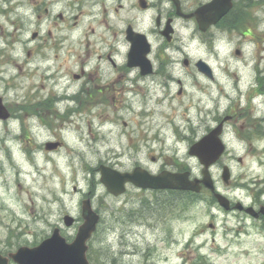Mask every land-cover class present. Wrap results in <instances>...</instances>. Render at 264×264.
<instances>
[{
	"label": "rangeland",
	"instance_id": "1",
	"mask_svg": "<svg viewBox=\"0 0 264 264\" xmlns=\"http://www.w3.org/2000/svg\"><path fill=\"white\" fill-rule=\"evenodd\" d=\"M207 1L185 0L184 8L190 11ZM249 1L237 2L234 13L238 8L248 10L245 5ZM32 3H45L65 13L68 60L69 56L94 53V90L101 92L103 100L94 95V106L85 105L65 122L0 123V252L40 244L55 227L67 240H73L83 222L82 200L94 188L93 206L101 214V223L89 242L94 263L96 255L107 262L115 257L116 264H264V247H225L222 212L209 197L191 201L186 195L133 185L117 197L100 182L98 170L102 163L121 171L132 170L135 163L146 167L152 165L151 155H155L160 165L168 164L167 169L177 168L176 157L193 176H202L203 166L190 155V146L228 110L247 107L245 96L237 101L238 86L246 89L253 82L255 66L264 71V0H252L250 21L236 28L216 26L203 33L194 22L178 19L177 42L166 53L176 61L167 68L174 81L168 82L167 74L140 78L133 70L124 83V95L110 87L95 88L97 80L109 81L115 69L99 55L113 52L118 66L126 59L130 43L124 27L131 22L149 32L151 58L158 67L162 36L154 30L156 10L143 12L137 0H0V11L10 10L0 13V24L11 30L13 19L28 24L21 16L27 15ZM76 15L80 16L74 26ZM106 21L112 25L110 30ZM247 31L249 36H244ZM212 40L214 44H210ZM0 45L5 46L1 38ZM184 54L192 60L190 70L182 64ZM198 58L214 68L213 80L194 66ZM77 86L67 82V96L78 91ZM13 95L6 98L12 101ZM74 105L65 101L62 109ZM241 123L228 125L224 139L228 151L211 172L220 184L222 166L228 164L244 183L256 187L250 181L264 180V140L257 142L256 137L240 134ZM57 138L63 139V146L46 150L45 143ZM236 194L246 195L239 190ZM134 207L136 214L131 213ZM139 211L144 223L143 227L132 225L137 233L132 235L133 241L137 240L134 248L126 246L122 233L129 218H140ZM67 214L76 220L72 226L65 223ZM243 242L253 247L251 244L259 241L254 237Z\"/></svg>",
	"mask_w": 264,
	"mask_h": 264
},
{
	"label": "flooded vegetation",
	"instance_id": "2",
	"mask_svg": "<svg viewBox=\"0 0 264 264\" xmlns=\"http://www.w3.org/2000/svg\"><path fill=\"white\" fill-rule=\"evenodd\" d=\"M145 1L147 8L143 12L156 10L154 19L155 31L161 34L162 29L166 27L169 21L174 25L173 40L167 42L162 37V47L165 46V48H168L171 47V44L177 42L175 26L178 19L192 21L197 24L195 17L186 19L178 15L176 5L172 0ZM246 1L249 0H234L233 9L218 25H227L231 22L233 16H235L237 22H243L247 25L250 17H252L250 11L251 6L249 5V3L254 4L252 0L245 5V7H249L248 10L238 8L237 12L234 13L237 2L242 3ZM180 2L182 10L190 12L184 8L185 0H180ZM165 3H168V5ZM34 4L36 3H32L33 6L27 8L26 16H21L28 19V24H24L20 19H13L10 22V25H13L12 30L9 26L0 24V38L5 43V46L0 45V89L3 91V95H0V102L7 107L10 114L8 119H0V123L10 120L27 121L34 119L40 123L47 121L60 123L65 121L67 110L62 109V104L67 100V94L65 92L67 82L71 85H78V91L72 94L71 99L78 100L79 103H90L94 106V53L85 52L84 55L78 54L74 58L69 56L68 60V36L65 25L67 17L65 13L50 8L45 3ZM116 10H118L117 6ZM8 11L10 10H3L0 13L7 14L6 12ZM79 16H74V26L77 25ZM106 24L109 26L108 30H110L112 25L108 24L107 21ZM131 24L127 22L124 27L125 37L126 29ZM133 27L137 31H146V29L137 28L134 25ZM243 35L249 36L248 31L244 32ZM165 51L162 55L159 54V56L168 59V68L171 69L176 64V61L172 60V56L168 57ZM106 54L105 56L99 55V59L109 62L115 69L109 81L103 82L102 79L97 80L96 86L98 87L95 88L98 90H102L104 87H110V91L115 90L114 92H120L124 95L126 93L124 83L129 79L127 76L131 71H137V75L140 78H148L153 75H163L165 73L163 61L160 57L159 66L152 73L142 75L138 67H130L128 65L127 57L118 66V63L113 57V52H107ZM185 68L187 70L193 68L191 62ZM166 76H168V82L174 81L175 79L172 73H167ZM100 81L104 84H101ZM122 81L123 83H121ZM178 82H181V80H178ZM119 83L121 85L117 86ZM13 93L14 98L12 101H9L6 97ZM238 93L239 97L237 101L241 102L242 96H245L247 107L228 110V114L224 117L225 134L227 129H229V124L242 120L241 127L238 129L240 134L249 138L256 137L254 139L257 142L264 140V71L259 67H254L253 82L246 89L238 86ZM87 100H91V102ZM224 118L221 119L219 117L217 119L219 122L217 123H220ZM60 141L62 140L60 139ZM151 157L153 162L152 165H148L149 168L160 172L168 166L164 162L160 165L157 157ZM137 166L143 165L141 163H135L132 170ZM230 169V176H221L220 184L218 180H215L216 191L225 197L224 203L221 206L219 205L222 212L221 230L223 239L226 241L225 246L239 248L238 245H241L246 246L245 248H250L246 245L249 243H244L243 241L254 237L255 241L259 242H253L251 245L257 247L264 246V180L252 179L250 182L257 185L256 187H252L249 183H244L245 180L243 178L236 176L231 166ZM175 170L178 171V168H175ZM237 190L245 191V198H249V200L246 201L244 197L238 196L236 194ZM165 191H171L174 194L177 193L176 190ZM187 193L194 196L193 192ZM202 196L209 197L215 203V196L212 190L204 187L201 196H198V198ZM135 212L136 207L133 208L131 213L136 214ZM137 214H139L140 218L138 220L129 218L128 222L124 225L125 228L122 233L126 246H133L134 248L137 247V240L133 241L132 235H137V233L133 230L132 225L135 228V226L144 223L143 219H141L142 211H139ZM211 226L215 228L214 224H211ZM141 227L143 226L141 225ZM138 251L135 253H138ZM9 253L2 254L7 256ZM122 253L126 255L127 250L123 249ZM111 262L112 264H116L117 261L113 257ZM8 264H15V262L9 259Z\"/></svg>",
	"mask_w": 264,
	"mask_h": 264
},
{
	"label": "water",
	"instance_id": "3",
	"mask_svg": "<svg viewBox=\"0 0 264 264\" xmlns=\"http://www.w3.org/2000/svg\"><path fill=\"white\" fill-rule=\"evenodd\" d=\"M145 7V2L141 1ZM233 6V0H212L209 3L199 6L193 13L185 14V17L198 18L199 27L206 31L211 25L216 24L220 19L229 12ZM180 14H183L179 11ZM127 38L131 42L129 52V65H139L142 73L147 74L152 71V61L148 54L152 50L148 37L140 32L135 31L132 27L127 30ZM168 40H171L173 28L162 31ZM240 53V51H238ZM188 64V61H185ZM198 69L213 77L212 67L203 59L196 63ZM6 108L0 104V118H7ZM223 122L213 128L208 134L195 142L190 147V154L196 155L204 165L202 170L203 178H190V171L171 172L163 171L159 174H152L142 167H136L132 172H120L107 165H100L101 181L107 189L115 195L122 194L126 190V183L133 182L142 188L154 189H179L201 192L202 183L211 189H214V182L209 167L214 164L224 153L225 144L221 138ZM60 143L48 142L47 149H54ZM229 169L224 168L225 177H228ZM220 203H223V196L216 193ZM83 223L80 225L75 239L70 243L61 235L60 229L55 228L52 235L44 239L39 245L34 247L21 246L16 252L10 253V256L20 264H91L87 257L88 241L97 228L100 215L94 210L92 201L87 198L83 201L82 206ZM67 226L74 223V218L70 215L64 217ZM8 258L0 254V264H7Z\"/></svg>",
	"mask_w": 264,
	"mask_h": 264
},
{
	"label": "trees",
	"instance_id": "4",
	"mask_svg": "<svg viewBox=\"0 0 264 264\" xmlns=\"http://www.w3.org/2000/svg\"><path fill=\"white\" fill-rule=\"evenodd\" d=\"M228 26H235V28H236V26H239V25L237 23L233 22V23L229 24ZM84 107H86L85 104L81 106V109H83ZM94 260L96 262H100V259L97 256H94Z\"/></svg>",
	"mask_w": 264,
	"mask_h": 264
},
{
	"label": "bare ground",
	"instance_id": "5",
	"mask_svg": "<svg viewBox=\"0 0 264 264\" xmlns=\"http://www.w3.org/2000/svg\"><path fill=\"white\" fill-rule=\"evenodd\" d=\"M36 167V166H35Z\"/></svg>",
	"mask_w": 264,
	"mask_h": 264
}]
</instances>
